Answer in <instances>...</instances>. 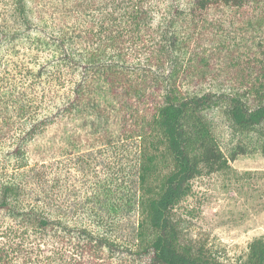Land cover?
<instances>
[{"label":"trees","instance_id":"trees-1","mask_svg":"<svg viewBox=\"0 0 264 264\" xmlns=\"http://www.w3.org/2000/svg\"><path fill=\"white\" fill-rule=\"evenodd\" d=\"M54 2L48 10L46 0H10L13 24L0 30L4 44L31 40L46 57L36 76L53 87L49 113L19 135L10 153L14 165L0 167V214L18 238L0 242V264L32 257L39 264H108L104 250L114 241L101 227L123 210L139 215L138 254L146 256L140 264H264L263 237L248 244L243 261L225 263L185 241L175 214L193 179L225 169L243 152L239 144L222 151L211 113L253 136L264 157V0ZM228 25L259 36L254 66L236 63L227 71L237 88L205 89L200 83L211 75L205 44L214 33L219 51L231 52ZM68 118L91 133L85 141L79 132L64 135L74 147L102 145L116 153L111 184L95 185L89 222L80 226L55 209L62 184L49 178L51 164H30L27 156L29 143ZM109 119L117 131L104 126Z\"/></svg>","mask_w":264,"mask_h":264},{"label":"rangeland","instance_id":"rangeland-1","mask_svg":"<svg viewBox=\"0 0 264 264\" xmlns=\"http://www.w3.org/2000/svg\"><path fill=\"white\" fill-rule=\"evenodd\" d=\"M52 3L54 0H46L45 9L49 10ZM9 6L10 0H0V30H8L7 26L13 24ZM232 26L228 25V32L227 27L225 31L229 53L219 51L218 41H215L219 35L209 34L211 40L205 45L206 64L211 75L200 83L205 89L237 88L239 81L227 71L236 63L246 70L254 66L252 61L258 52L259 36L247 30L235 33ZM40 54L28 38H19L10 44L0 42V167L9 169L14 165L10 153L17 138L32 121L47 115L51 108V82L45 78L39 80L36 76L40 63L46 61V57ZM211 121L226 155L237 144L243 152L229 161L225 169L193 179L191 193L176 207L175 214L181 220L185 241L203 245L214 259L234 263L246 258L248 244L253 239L264 238V157L256 139L234 132L224 115L215 111L211 113ZM103 123L113 132L118 129L115 120ZM72 132L80 133L83 141L91 134L88 129L80 127L78 120L68 118L62 125L50 126L42 136L29 143L27 156L30 164L36 161L51 164L50 168L41 169L50 173L49 178L53 177L62 184L56 200L59 208L55 209L65 213L74 226H80L89 222V204L95 199V185L111 184L112 169L109 166L116 153L102 145L76 148L64 138V135L69 138ZM79 153L83 154L80 158ZM101 214L107 215L106 212ZM110 216L107 219L109 226L101 227V231L105 230L114 241L110 250H104L107 263H143L146 256L138 254L140 244L136 239L138 213L123 210ZM11 226L13 222L0 214L1 243L17 242L18 238L7 232ZM30 241L24 242L27 251L31 249ZM11 261L12 264L40 262L33 257L32 260L12 258Z\"/></svg>","mask_w":264,"mask_h":264}]
</instances>
